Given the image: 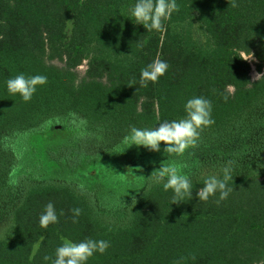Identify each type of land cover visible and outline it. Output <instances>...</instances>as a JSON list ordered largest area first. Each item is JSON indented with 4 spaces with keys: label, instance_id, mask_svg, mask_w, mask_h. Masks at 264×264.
Here are the masks:
<instances>
[{
    "label": "trees",
    "instance_id": "1",
    "mask_svg": "<svg viewBox=\"0 0 264 264\" xmlns=\"http://www.w3.org/2000/svg\"><path fill=\"white\" fill-rule=\"evenodd\" d=\"M135 3L0 0V227H8L0 264H53L65 240L86 239L110 243L86 264L264 261V77L254 81L250 61L240 57L253 53L264 73V0H236L237 7L177 0L163 31L136 24ZM157 58L169 65L166 73L142 87L141 69ZM19 74L47 77L30 102L7 90ZM194 97L211 101L215 123L183 156H167L164 142L160 152L124 142L132 126L185 118ZM60 130L63 141L38 150L36 137ZM136 156V176L120 179L130 168L122 159ZM228 161L227 200L217 204V192L199 201L204 180L222 179ZM166 162L189 176L192 199L172 204L173 191L150 179ZM96 165L102 176L86 178ZM49 202L59 222L44 229L39 218Z\"/></svg>",
    "mask_w": 264,
    "mask_h": 264
},
{
    "label": "clouds",
    "instance_id": "2",
    "mask_svg": "<svg viewBox=\"0 0 264 264\" xmlns=\"http://www.w3.org/2000/svg\"><path fill=\"white\" fill-rule=\"evenodd\" d=\"M229 6L237 7L236 0H229ZM179 9L177 0H136V3L130 8V16L136 24H142L147 31H163L164 21L169 20L173 12H178ZM240 57L244 60H250L254 54H242ZM168 67L167 62L159 58L149 63L141 69L140 85L147 87L149 82L157 83L159 78L166 73ZM262 77H264V73H257L254 78L260 79ZM6 83L10 94H19L24 102H30L37 86L47 83V77L45 75L26 77L24 74H19L8 79ZM185 112V118L164 121L155 128L141 129L132 126L128 135L124 137V142L129 144V147L132 145L143 146L154 152H160L161 142H164L166 147H164L163 152L167 156H183L189 148L197 146L201 131L215 123L211 116L212 103L204 97L189 99L185 104ZM232 164V161H228L223 167L222 179L213 175L204 180L203 186L196 192L199 201L207 202L210 197H215L217 192H219L217 204L227 200L233 190L228 186V181L233 179ZM149 177L155 184H162L165 191L169 189L173 191L172 204L184 202L186 197L192 199V181L187 174H181L180 168L162 164ZM136 202V197L133 196L132 204L135 205ZM72 211L73 222H77L76 218L81 214V210L76 208ZM58 222L59 218L55 206L49 202L40 215L39 225L41 228L47 229L50 224ZM109 247L110 243L106 240L86 239L78 243L65 240L56 249L53 264H86L94 253L103 254ZM44 259L50 260L51 257L45 256ZM261 264H264V261H261Z\"/></svg>",
    "mask_w": 264,
    "mask_h": 264
},
{
    "label": "rangeland",
    "instance_id": "3",
    "mask_svg": "<svg viewBox=\"0 0 264 264\" xmlns=\"http://www.w3.org/2000/svg\"><path fill=\"white\" fill-rule=\"evenodd\" d=\"M71 29H72V24L69 23L68 27H67V34L68 35H70ZM249 61H250L251 65H252V69H251L252 79L254 81H257L258 79L254 78L256 76V74L259 73L257 71V69H256V65H255L256 61H255L254 58L250 59ZM51 63L52 62H50V61L48 62L49 65ZM57 65H59V64H57ZM86 70H87V63L85 62L76 71L78 73L79 78H83L85 76ZM66 136H67V132L61 131V130L60 131H54V132H51V133H44V134H41L39 137L35 138L36 139L35 143L37 145L38 150L42 152L44 150L45 145L47 143L50 144V145L51 144L52 145L53 144H57L58 142L63 141ZM241 151L242 150H236L234 152V154H235L234 155V159H235L236 162L238 161V158H239L237 153H239ZM251 153H254V151H252ZM216 155L217 154L215 153L214 156H216ZM121 162H122V164H127V166H130V168L128 169V172L123 173L122 175H120L119 178L123 179V180L132 181L133 178L136 176V173H137L138 156L134 157L133 159L124 157ZM219 162H220V160L217 163H219ZM164 164L174 165V164H172L170 162H166ZM223 165H225V163H220V166H223ZM178 168H180V167H178ZM102 170H103L102 165H96L85 176H86V178H88L90 180H97V179H99L102 176ZM123 219H124V216H120L117 219H115L114 223L120 224L123 221ZM7 229H8L7 225H3L2 227H0V237H4L5 236V234L7 232Z\"/></svg>",
    "mask_w": 264,
    "mask_h": 264
}]
</instances>
